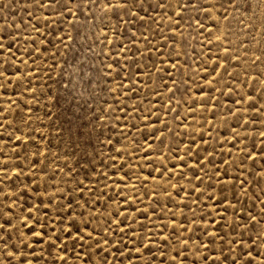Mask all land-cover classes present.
I'll list each match as a JSON object with an SVG mask.
<instances>
[{
  "label": "rangeland",
  "instance_id": "1",
  "mask_svg": "<svg viewBox=\"0 0 264 264\" xmlns=\"http://www.w3.org/2000/svg\"><path fill=\"white\" fill-rule=\"evenodd\" d=\"M2 2L4 0H0V3ZM112 2L115 3L116 0H112ZM29 5L30 0H16L15 4L9 5L7 11H0V26L5 23L3 18L7 19L9 25L15 21L20 26L19 31L15 33L20 38V48L31 50L34 47L31 40L35 39V46L41 49L40 53L33 52L31 57H25L21 52L13 49L16 64L20 67L21 72L26 74L28 70H32L36 73L35 76H29V79L32 80V89L36 91L35 95L32 94L31 89L23 95L13 94L11 89L6 94L0 92V109L4 110L0 113V125H3L0 127V153H2L0 154V169H2L0 178L3 177L4 172H7L11 177L14 165L19 163L24 167L26 175L32 178L33 188L40 185L41 189L48 188L49 193H59L63 190L65 198L75 195L80 204H83L84 200H88L86 210L89 212L97 199L101 200V205L96 206V213H101L103 204L108 202V196L115 197V200L108 204L110 210L115 209L117 203H123L121 201L123 196L137 198L140 202L134 205L136 208L149 209L147 213L149 219L143 220L142 223L146 226L147 232L154 236L151 245L152 255L157 259L152 264H158L160 257L156 249L163 246L160 240L155 238L159 235L158 230L163 226L165 229L163 235L168 236L172 231L173 222H175L177 232L182 239L191 236L187 246L188 250L181 253V256L187 255L191 260L197 254L198 239H203L191 220L211 210L214 201H207V206H205L206 197L201 196L199 201L193 203L198 193L189 194L192 185L188 180L191 173H186L184 179H179V168L172 169L171 181H168L166 177L159 178L153 171L152 176L147 177L143 188L140 187L141 180L137 177L142 179L147 176L150 166L145 163L146 159H153L156 166L161 163L171 165L176 162L173 155L168 154L169 147L176 149L178 146L179 155L183 156L186 145L195 139L196 144L192 145L193 151H195L196 146L202 143L201 134H203L204 141L208 143L209 151L215 148L214 156L221 173L224 171L221 160H234L238 165L242 158V152L238 149H243L244 145L249 144L252 139H255L259 145L258 128L253 130L250 126L247 131L242 128L237 129L241 136L247 135L249 139H241L239 144L233 146L231 129L236 128V117L229 115L228 109L232 108L235 111V106L232 104V99H226L228 88L225 87V84L233 88L238 87L240 93L249 92V86H251L256 90L255 93H252L253 95L264 96V93L260 92V89L264 87V82L253 81L257 71L264 69V64L257 62L254 66L252 65L253 53L259 55L257 49L264 48V36H261L259 31L260 20L253 21L257 26L253 33L255 36L253 41L247 30L242 31V26L235 20H220V31H217L210 21L204 20L205 28L201 31L197 28L195 20L191 21L192 26L189 27V22L185 18V22L180 25V28L175 29L170 27L171 22L168 19V15H173V13L169 12L164 16L160 15V10L153 13L156 23L147 22L153 29V33H149V35L155 33L158 24L161 26L163 37L170 36L174 31L177 32L173 39L166 41V44L173 45L180 53L178 61L181 65L180 71L170 70L169 75L176 79L181 92L177 93L169 102L168 97L172 93L163 87L159 79V75H163V73L158 75L152 68L151 62L147 59V53L143 60H139L137 57L139 62L132 65L131 73L121 71L120 76L116 77L115 66L112 71L107 68V65L111 63L112 53L116 52L121 41L130 50L129 55L135 51L126 38L134 29H129L125 35H119L127 25H117L110 13L106 15L102 9L93 7L92 12L95 15H88L86 21L84 17H80L77 23V26L80 27L79 36H76L72 28L67 25H63L62 31L57 32V36H62L65 32L76 36V42L66 40L65 43L70 47L65 48L58 45L59 53L55 54L57 48L48 43V39L54 40L55 38L45 39L44 37L45 28L42 17L47 15V12H41L37 7ZM30 13H34L31 16V23H29ZM21 18H23V25H21ZM37 18H40L39 21ZM68 19L71 22L75 18L69 17ZM33 25H36L38 32L32 30ZM113 27H115V32L112 30ZM209 31H211V35H209ZM137 36V47L143 51V42L139 39V33ZM216 36L222 37V43L216 42ZM163 37L154 39L153 43L159 44ZM41 40H44L43 44L40 43ZM107 41H112V44L109 45ZM173 41L178 43L174 44ZM240 41H244L243 46L240 45ZM89 46H91V51ZM225 46L229 47V55H233V64H235L234 53L239 54V65L229 67L228 72L238 75L240 84L237 86L228 75L218 76L214 86L220 91L211 93L213 100L206 105L207 110L205 111L204 107L199 104L197 94L201 87L204 88V93L200 95L208 94L209 85L203 77L206 75L205 65L209 66L208 70L210 71L212 61L207 57L212 55L215 59L216 53L222 57ZM244 47L249 49L247 53L243 51ZM45 48L48 50L44 51ZM169 51L170 49L166 47L164 55H167ZM6 57L11 58L7 51L0 54V60ZM117 57L123 64V54L117 53ZM153 58H156V52H153ZM33 59H35V64L32 62ZM21 60H27L28 69H25ZM145 64L146 68L143 67ZM164 66L168 67L167 60ZM138 67H141L142 71L136 73ZM157 67H160L159 63H157ZM245 72L248 73L247 76ZM125 75H131V79H124ZM208 79L212 80V76H208ZM245 80H247V85L244 84ZM163 83L167 84L168 88L173 87L167 76ZM185 85L189 87L192 99L197 100V104L193 106L194 114H191L188 108L192 99L188 95H183ZM221 91L224 92V95L220 94ZM9 97L16 102V105H19L23 123L17 116L16 106L8 103ZM216 97L219 99L216 100ZM233 98H237L235 92H233ZM176 101H179L178 105ZM185 101H188V104H185ZM169 108H172V111H168ZM148 112H151V116L147 115ZM157 116L159 117L158 122ZM17 127L20 129L19 131L16 130ZM150 132H154V135H149ZM161 134H163V145L157 139ZM145 136L148 137L147 141L144 139ZM17 137H21L20 144L26 145L27 160L24 159V152H21L19 158L16 157V152L20 151L19 148L14 147L18 143ZM225 140L228 142L225 143ZM149 145L152 149H159L167 154L168 159L165 160L157 152L150 151ZM37 147L41 155L34 157L32 154L36 152ZM229 150L231 156H229ZM146 151L149 152L148 157L144 155ZM34 158L38 159L39 163L29 167ZM5 163L8 164V168H3ZM122 163L125 165L124 170L128 171L131 177V179L125 178L127 186L120 183L123 173L115 171ZM187 163L191 165L193 161L187 160ZM256 163L257 166L260 164L259 158ZM250 164L251 161H247L244 167L248 168ZM93 169L95 170L93 171ZM19 170L15 169V171ZM206 171L208 175L212 174L210 165L206 167ZM228 171L230 175L235 171L234 165L231 163L228 165ZM105 175L107 179L104 178ZM154 177L156 179H153ZM177 180H179L177 188H183L178 196L176 189L168 186L169 183L176 184ZM77 182L82 184V188L77 189ZM208 182V177L204 176V183ZM211 182L215 183V179ZM195 183L196 181H193V184ZM133 184L136 185L135 188L131 187ZM53 185L55 187H52ZM0 187L4 186L0 185ZM154 188L155 196L152 195ZM201 188L203 190V186ZM164 189L171 193V200ZM9 190V187H4V192H0V203L11 202V200H4V194ZM70 190L75 191L70 192ZM252 190L258 194L255 185ZM81 191L83 199H80L78 195ZM100 191L106 195L100 196ZM118 192L119 196H117ZM146 192L149 195L145 196ZM36 194L33 193V196ZM38 194L43 193L41 191ZM26 199L28 198L20 197L16 203L23 206ZM29 202L35 203V200L32 199ZM184 204H188L193 211H190L189 207H184ZM175 205H179V207ZM216 207L221 208L222 211V205L217 204ZM258 210L259 205H257ZM33 215L35 216L37 213L33 211ZM213 216L216 220L220 219L215 212H213ZM185 218H187V222L181 225L180 221ZM41 220H43V215H41ZM207 222V216L204 221H197L200 227H203ZM100 223L102 224L103 221L101 220ZM93 224L95 225L96 221H93ZM140 224L141 221L138 220L137 224L131 225V227L136 229L140 239L147 244L149 241L144 239L147 232L141 230ZM185 227L189 230L184 231ZM209 231H211V227ZM136 233L129 232L124 237V242L127 244V248L124 249L125 255L121 256L120 253H117L116 264L119 259H123L124 264H129V261L131 264H146V260L150 259L148 253L143 250L140 254L135 252V247L138 246ZM109 239L115 240L116 237L110 235ZM170 241L172 248L181 251L183 245L177 243L175 236H171ZM128 252L132 253L130 257L126 255ZM169 252L171 249H166L165 255H168ZM180 259L181 257H177L176 264H180ZM109 260H112L111 255H109ZM184 264H187V261Z\"/></svg>",
  "mask_w": 264,
  "mask_h": 264
},
{
  "label": "snow or ice",
  "instance_id": "2",
  "mask_svg": "<svg viewBox=\"0 0 264 264\" xmlns=\"http://www.w3.org/2000/svg\"><path fill=\"white\" fill-rule=\"evenodd\" d=\"M15 3L16 0H4L0 3V11H7L9 5ZM29 6H35L41 12H47V15L42 17L45 28L44 37L45 39L55 38L54 40L48 39V43L57 48L55 54L59 53L58 45L65 48L70 47L69 44L65 43L66 40L76 42V36L80 35V27L77 26V23L80 17H84L86 21L88 15L94 16L93 7L102 9L106 15L110 13L117 25H127L119 35H125L129 32V29H134L126 38L135 51L129 55L130 50L121 41L116 48V52L112 53L111 63L107 65V68L112 71L113 66H115L116 77L120 76L121 71L131 73L132 65L139 62L137 57H139V60H143L145 59V53H147V59L151 62L152 68L158 75L163 73V75H159L163 87L172 93L168 97L169 102L173 100L177 93L181 92L176 79L169 75L170 70L180 71L181 65L178 62L180 53L176 51L173 45L166 44L167 40H171L177 35V32L174 31L170 36L163 37L161 26L158 24L155 33L149 35V33H153V29L147 22L156 23L153 13L157 10H160L161 16L168 15L169 12L173 13V15H168V19L171 22L170 27L175 29L180 28V25L185 22V18L189 22V27L192 26L191 21L195 20L197 28L201 31L205 28L204 20L210 21L217 31H220V20H235L237 24L242 26V31L247 30L253 41L255 40L253 33L257 28L253 21L259 19L261 22L259 31L261 36H264V0H174V2L173 0H116L115 3L112 0H30ZM213 13H216V15H213ZM33 15L34 13L29 14V23H31V16ZM69 17L75 19L70 22ZM3 19H5V23L0 26V54L7 51L8 56L11 58L6 57L0 60V81H2L0 82V92L6 94L11 89L13 94L20 93L23 95L31 89L32 94L35 95L36 90L32 89V80L29 79V76H35L36 73L32 70H28L26 74L21 72L20 67L16 64L13 49L21 52L25 57H31L33 52L40 53L41 49L35 46V39L31 40L34 46L31 50L20 48V38L15 34L19 31L20 26L15 21L9 25L7 19ZM39 19L37 18L38 21ZM21 25H23V18H21ZM63 25L72 28L76 36L67 32L63 33L62 36H57V32L62 31ZM32 30L39 31L36 25L32 26ZM112 30L115 32V27ZM137 33H139V39L143 42V51L140 47H137ZM180 34L182 35V33ZM211 34V31H209V35ZM159 37H163V40L159 44H154L153 40ZM215 39L217 43H222L221 36H216ZM40 43L43 44L44 40H41ZM107 43L111 45L112 41H107ZM173 43L178 42L173 41ZM240 45L243 46L244 41H240ZM166 47L170 51L167 55H164ZM47 50V48L44 49V51ZM89 50L91 51V46H89ZM243 51L247 53L249 49L244 47ZM257 51H259V55L253 53V66L257 62L264 64V48H258ZM153 52H156L155 59L153 58ZM117 53L123 54V64H121L120 58L117 57ZM234 55L235 64H233V55H229V47L225 46L222 57L219 53L215 54V59L212 55L207 57L208 60L212 61L210 71L208 70L209 66L205 65L206 75L203 77L209 85L208 94L200 95L204 93L203 87L199 89L197 94L199 104L204 107L205 111L207 110L206 105L213 100L211 93L220 91L214 86L218 76H221V74L228 75L237 86L240 84L239 76L228 72L229 67L239 65V54L234 53ZM166 60L168 67L164 66ZM32 62L35 64V59ZM21 63L25 65V69H28L27 60H21ZM157 63L160 65L159 68ZM143 67L146 68L147 65L145 64ZM141 71V67L136 69V73ZM245 75L247 76L248 73L245 72ZM165 76L171 80L172 88H168V85L163 83ZM208 76H212V80H209ZM124 79L130 80L131 75H125ZM257 80L264 82V69L257 71L256 76L253 77V81ZM25 81H27V84H25ZM244 84L247 85V80L244 81ZM225 87L228 88L226 99H232V104L235 106V111L232 108L228 109V114L236 117V128L231 129L233 146L239 144L241 139H249L247 135L241 136L237 129L242 128L247 131L250 126L253 130L258 128L259 145H257L255 139H252L249 144L244 145L243 149H238L242 152V158L239 160L238 165L234 160H221V164L224 165L223 173H221V169L216 163L215 148L209 151L208 143L204 141L203 134L200 137L202 143L196 146V150L193 151L192 148V145L196 144V140L192 139L186 145L183 156L179 155L180 149L178 146L176 149L169 147L168 154L173 155L176 161L171 165L161 163L156 166L153 159L145 160V163L150 166V170L146 177L142 179L137 177L141 180V188L146 183L147 177L152 176L153 171L157 173L159 178L166 177L168 181H171L172 169L179 168V179H184L186 173H191L188 180L189 184L192 185L189 194L198 193L193 203L199 201L201 196L206 197L205 206H207V201H214L211 210L191 220V223L196 225V230L203 237V239H198L197 254L191 260L187 255L181 256L182 252L188 250L187 246L191 236L182 239L177 232L175 222H173L172 231L168 236L163 235L165 231L163 226L158 230L159 235L155 238L160 240L163 245L156 249L160 257L158 264H176L177 257H181L180 264H184L185 261H187V264H264V199H262L264 197V96L260 94L253 95L252 93H255L256 90L251 86H249V92L245 93H240L238 87L233 88L228 84H225ZM233 92L236 93L237 98H233ZM260 92L264 93V87L260 89ZM220 94L224 95V92L221 91ZM183 95H188L192 99L187 85L183 88ZM215 99L218 100L219 98L216 97ZM8 103L16 106L17 116H19L20 122L23 123V115L19 105H16V102L12 101L10 97ZM176 104L178 105L179 101H176ZM185 104H188V101H185ZM196 104L197 100L195 99H192V103L188 104L191 114L195 113L193 106ZM242 107L243 110H241ZM3 111V109H0V113ZM168 111H172V108H169ZM147 115L151 116V112H148ZM178 116L177 112V118ZM156 119L158 122L159 117L157 116ZM2 126L0 125V127ZM16 130L19 131V127ZM149 135H154V132H150ZM16 139L18 143L14 147L20 149L16 152V157L19 158L21 152H24V159L27 160L26 145L19 143L21 137ZM144 139L147 141L148 137L145 136ZM157 139L163 145V134ZM227 142L225 140V143ZM149 148L150 151L157 152L163 159H168V155L159 149H152L151 145H149ZM32 155L34 157L41 155L38 147ZM144 155L148 157L149 152L146 151ZM229 156H231L230 150ZM258 158L260 164L257 166ZM187 160H192L193 163L189 165ZM247 161H251V164L248 168H245L244 165ZM37 163H39V160L34 158L32 165L29 167ZM229 163L234 165L235 168L234 173L231 175L228 171ZM209 165L212 169L211 175H208L206 171V167ZM8 167L7 163L3 165V168ZM16 168L20 170L15 171ZM124 168L125 165L122 163L115 171L123 173L120 183L127 186L125 178L131 179V177ZM141 171H143V168H141ZM204 176L208 177L209 182L207 184L204 183ZM22 177L23 179H21ZM253 177L255 178L253 179ZM104 178L107 179V176L105 175ZM213 179H215V183L211 182ZM193 181H196V183L193 184ZM178 184L179 180L176 181V184L169 183L168 185L170 188L176 189L177 196L183 191L182 187L177 188ZM0 185L9 187V192L4 194V200H11L8 204L0 203V246H2L0 247V258H2L0 264H41V262L43 264H70V261L71 264H77V262L78 264H116L118 259L116 254L125 255L124 249L127 248V244L124 242V237L129 232L136 233V229L132 228L131 225L137 224V221L140 220L141 230L147 232L142 221L149 219L147 215L149 209L136 208L134 205L140 202L137 198L123 196L121 197L123 203H117V207L110 210L108 204L114 201L115 197L108 196V202L103 204V212L101 213H96V206L101 205V200L97 199L91 212H89L86 210L88 200H84L83 204H80L75 195H69L65 198L63 190L59 193H49L48 188L41 189L40 185L33 188L32 178L26 175L24 167L19 163L14 165L11 177L7 172H4L3 177L0 178ZM253 185L258 189V194L252 190ZM201 186H203V190ZM4 187H0V192H4ZM131 187L135 188L136 185L133 184ZM79 188H82V184L77 182V189ZM41 191L43 194H38ZM72 191L75 190H70V192ZM164 191L171 200V193H168L167 189H164ZM33 193L37 194L33 196ZM78 195L80 199H83L82 191ZM104 195L106 193L100 191V196ZM119 195L118 192L117 196ZM147 195L149 193L146 192L145 196ZM152 195H156L155 188ZM20 197L28 198L24 201L23 206L16 203ZM32 199L35 200V203L29 202ZM217 204L222 205V211L221 208L216 207ZM257 205H259L258 211ZM175 206L179 207V205ZM184 207H189V205L184 204ZM78 209L80 210L78 211ZM189 210L193 211L190 207ZM33 211L37 215L34 216ZM213 212L220 217L219 220H216ZM41 215H43V220H41ZM206 216L208 222L200 227L197 221H204ZM101 220L103 221L102 224L100 223ZM93 221H96L95 225ZM186 222L187 218L181 220L180 224L184 225ZM210 227L211 231H209ZM188 230V228H184V231ZM110 235L115 236L116 239L110 240ZM171 236H175L177 243L183 245L181 251L172 248ZM136 239L138 246L135 247V252L137 254H140L141 250L147 252L150 259L146 260V264H152L157 259L156 256L152 255L153 234L147 232L144 236V239L149 241L147 244L140 239L139 233H136ZM166 249H171L168 255H165ZM109 255L112 256L111 261ZM126 255L130 257L132 253L128 252ZM118 264H124V260L119 259ZM129 264H131V261H129Z\"/></svg>",
  "mask_w": 264,
  "mask_h": 264
}]
</instances>
